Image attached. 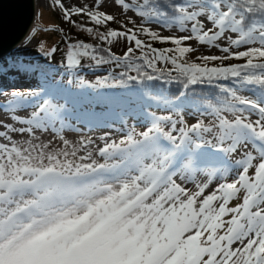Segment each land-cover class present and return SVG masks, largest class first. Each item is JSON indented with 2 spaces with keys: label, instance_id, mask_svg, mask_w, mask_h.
I'll return each instance as SVG.
<instances>
[{
  "label": "snow or ice",
  "instance_id": "1",
  "mask_svg": "<svg viewBox=\"0 0 264 264\" xmlns=\"http://www.w3.org/2000/svg\"><path fill=\"white\" fill-rule=\"evenodd\" d=\"M0 3V264H264V0Z\"/></svg>",
  "mask_w": 264,
  "mask_h": 264
},
{
  "label": "water",
  "instance_id": "2",
  "mask_svg": "<svg viewBox=\"0 0 264 264\" xmlns=\"http://www.w3.org/2000/svg\"><path fill=\"white\" fill-rule=\"evenodd\" d=\"M10 21L15 25L17 34L20 30L34 26L36 20L35 0H0Z\"/></svg>",
  "mask_w": 264,
  "mask_h": 264
},
{
  "label": "rangeland",
  "instance_id": "3",
  "mask_svg": "<svg viewBox=\"0 0 264 264\" xmlns=\"http://www.w3.org/2000/svg\"><path fill=\"white\" fill-rule=\"evenodd\" d=\"M35 4H36L37 17H36V21H35L34 26H37V27H39L41 25L49 26V15L50 14H47L43 19H41L39 16L38 0H37V2H35Z\"/></svg>",
  "mask_w": 264,
  "mask_h": 264
},
{
  "label": "bare ground",
  "instance_id": "4",
  "mask_svg": "<svg viewBox=\"0 0 264 264\" xmlns=\"http://www.w3.org/2000/svg\"><path fill=\"white\" fill-rule=\"evenodd\" d=\"M35 2H37V0H35ZM37 13V12H36Z\"/></svg>",
  "mask_w": 264,
  "mask_h": 264
}]
</instances>
